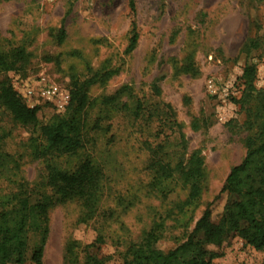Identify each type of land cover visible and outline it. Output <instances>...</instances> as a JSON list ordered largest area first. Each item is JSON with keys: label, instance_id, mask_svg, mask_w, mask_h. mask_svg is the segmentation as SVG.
Listing matches in <instances>:
<instances>
[{"label": "rangeland", "instance_id": "rangeland-1", "mask_svg": "<svg viewBox=\"0 0 264 264\" xmlns=\"http://www.w3.org/2000/svg\"><path fill=\"white\" fill-rule=\"evenodd\" d=\"M133 31L138 38L127 51ZM0 53L15 61L3 74L36 108L40 123L72 110L68 103L59 108L26 99L27 85L45 77L69 93L73 85L86 93L74 113L84 122L86 142L74 154L46 149L37 130L14 121L0 104V206L13 193L31 202L52 194L44 182L49 164L73 171L88 159L103 173L101 199L88 224L77 222L76 199L50 208L43 264H64L68 241L76 242L78 264L85 253L103 264H123L128 244L157 222V245L167 250L187 237L205 210L218 222L235 199L221 188L259 123L245 111L254 100L244 108L235 101L245 62L255 65L256 91L264 90V0H0ZM111 69L116 72L106 81L89 84ZM209 79L232 85V92L212 94ZM34 146L46 154L35 159ZM195 150L202 159L201 189L180 212L176 205L188 190L177 171L168 179L153 174L157 161L185 166ZM39 238L29 233L23 264H33ZM245 242L231 232L204 247L217 255L211 264L264 263V250Z\"/></svg>", "mask_w": 264, "mask_h": 264}, {"label": "trees", "instance_id": "trees-1", "mask_svg": "<svg viewBox=\"0 0 264 264\" xmlns=\"http://www.w3.org/2000/svg\"><path fill=\"white\" fill-rule=\"evenodd\" d=\"M138 38L133 31L127 51L133 49ZM251 42L247 43L249 46ZM15 61L0 53V104L23 127L38 131L46 143V149L58 154H74L85 146L84 125L76 112L86 103V93L80 85H73L69 93L67 109L72 111L56 115L46 123H40L36 108L26 104L21 94L12 86L3 73L14 67ZM255 65L245 62L238 77L241 95L235 102L245 107L247 116L253 113L259 119L257 131L246 140V155L232 166L225 177L221 191L235 196L226 203L218 222H213L205 210L196 220L187 237L175 246L163 250L157 243L162 223H154L140 241L128 244L122 255L123 264H211L216 254L207 250L205 244H219L235 232L256 250H264V90L254 87ZM116 70H107L89 79L104 82ZM262 93V96H260ZM139 106L137 107V109ZM33 157L39 159L46 154L45 149L34 146ZM154 176L158 180L171 178L177 171L179 179L187 186L186 198L176 206L180 212L198 198L204 176L202 159L198 151H193L185 166L177 163L157 161ZM103 173L90 160L83 161L75 170L65 171L48 165L45 177L52 194H43L39 200L31 202L23 192L13 193L0 207V264H23L27 258L29 233L40 234L38 245L33 247L30 259L33 264H43L44 247L49 233L48 212L56 203L79 202L81 212L77 222L86 225L94 217L102 195ZM158 182V181H157ZM76 242L68 241L65 247L64 264H78ZM83 264H103L93 254L85 253ZM264 264V263H262Z\"/></svg>", "mask_w": 264, "mask_h": 264}, {"label": "built area", "instance_id": "built-area-1", "mask_svg": "<svg viewBox=\"0 0 264 264\" xmlns=\"http://www.w3.org/2000/svg\"><path fill=\"white\" fill-rule=\"evenodd\" d=\"M206 86L208 91L212 94H220L222 92V94L226 96L228 92H232L230 91L232 89V85H229V87L225 86L224 88L217 85V83L212 79H209L206 82ZM23 95L30 101L33 97L46 99L54 103L59 108H62L69 101V92L45 77H40L35 83L27 85L23 91Z\"/></svg>", "mask_w": 264, "mask_h": 264}]
</instances>
